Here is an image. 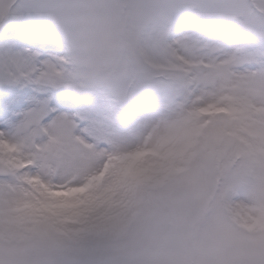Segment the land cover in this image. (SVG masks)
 <instances>
[{"label":"clouds","instance_id":"obj_1","mask_svg":"<svg viewBox=\"0 0 264 264\" xmlns=\"http://www.w3.org/2000/svg\"><path fill=\"white\" fill-rule=\"evenodd\" d=\"M0 95V264H264V0H0Z\"/></svg>","mask_w":264,"mask_h":264},{"label":"snow or ice","instance_id":"obj_2","mask_svg":"<svg viewBox=\"0 0 264 264\" xmlns=\"http://www.w3.org/2000/svg\"><path fill=\"white\" fill-rule=\"evenodd\" d=\"M28 103H37L47 105V101H39L35 99H24L22 97L0 95V121H7L12 112Z\"/></svg>","mask_w":264,"mask_h":264},{"label":"rangeland","instance_id":"obj_3","mask_svg":"<svg viewBox=\"0 0 264 264\" xmlns=\"http://www.w3.org/2000/svg\"><path fill=\"white\" fill-rule=\"evenodd\" d=\"M222 110H224V109H217V111H222Z\"/></svg>","mask_w":264,"mask_h":264}]
</instances>
